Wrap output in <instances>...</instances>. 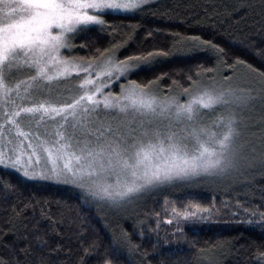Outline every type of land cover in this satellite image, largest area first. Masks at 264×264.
Returning <instances> with one entry per match:
<instances>
[{"label": "snow or ice", "instance_id": "6c2138e0", "mask_svg": "<svg viewBox=\"0 0 264 264\" xmlns=\"http://www.w3.org/2000/svg\"><path fill=\"white\" fill-rule=\"evenodd\" d=\"M201 7L206 23L239 31L242 43L264 34V0H207ZM170 12L164 0H0V264H91L93 257L120 264L122 253L152 264L134 235L150 231L154 249L182 253L188 231L198 235L219 209L165 198L163 215H141L149 196L202 185L252 188L258 176L264 180V70L230 62L213 39L181 32L168 33L170 48L122 54L140 21ZM92 31L112 36L109 45L93 47ZM201 51L214 57L212 66L197 64L177 73L180 79L139 78L161 58ZM24 180L74 190L81 207L110 214L108 248L102 253L97 239L73 227L79 215L66 214L75 211L67 202L25 195ZM260 201L249 202L235 222L264 236V188ZM152 217L155 226L146 229ZM129 220L131 231L123 226ZM228 244L210 238L193 245L198 264H218ZM252 259L264 264V243Z\"/></svg>", "mask_w": 264, "mask_h": 264}, {"label": "trees", "instance_id": "16d2710c", "mask_svg": "<svg viewBox=\"0 0 264 264\" xmlns=\"http://www.w3.org/2000/svg\"><path fill=\"white\" fill-rule=\"evenodd\" d=\"M206 2L207 0H164V3L171 10V18L148 16L140 21L142 26L137 29L128 46L122 49V54L130 55L139 49L153 47L170 48L172 40L168 33L181 32L213 39L220 46L226 48L227 58L230 62L239 58L264 70V56L259 54L260 50L264 49V34H253L250 42L242 43L239 31L224 33L217 31L204 20L201 5ZM114 22L119 23L118 20ZM136 22L133 20L124 23ZM155 29H162L163 31H153ZM149 31H153V35L149 36ZM88 39L93 47H107L112 40V36L92 31L88 34ZM76 42L80 43L81 41L78 39ZM75 51L78 55L86 54V51L82 49H76ZM214 62V57L203 51L190 56L174 54L167 58H161L153 70L143 71L139 78L150 79L161 73H168L170 76L180 79L181 77L177 73L195 68L197 64L212 66ZM165 80L170 83L168 77H165ZM257 181L252 188L202 185L192 188L169 189L149 196L137 209L141 215L145 212L151 213L153 210L161 212L163 215L165 198L168 199L171 205L183 206L188 203H199L205 207L214 205L215 208L219 209V214L214 221L203 224L198 235H194L190 230L188 231L187 242L181 241L179 244V247L184 249L182 253L168 254L167 249H154L152 244L155 241V234L150 231L145 232L143 239L136 235L133 238L136 243L142 245L144 250H147L149 253L147 259L151 260L152 264H160L161 260L164 264H198L195 258L196 247H193V245L203 246L205 240L210 238L229 241L225 252L218 257V264H253V253L258 244L264 243V236L258 229H251L235 221L242 218L244 208L252 206L249 202L256 204L261 202L260 189L264 188V180H261L258 176ZM20 190L25 195L36 192L40 195L55 197L58 200L67 202L73 206L75 211L66 214L70 217L79 215V219L73 227L84 231L86 240L97 239L101 245L102 253L108 248L111 232L115 227L113 217L110 214L97 212L94 208L81 207L76 198L77 193L74 190L56 185H40L27 180L22 182ZM235 211H238L240 215L234 217L232 213ZM0 215H3V213H0ZM148 225L155 226V217L146 219V229ZM123 226L131 231L130 220L124 222ZM161 227L172 228L171 225L166 224H162ZM76 243L75 237H73L72 247L74 250ZM176 247L175 243L168 246V248ZM108 250L110 251V249ZM0 255H6V252L0 249ZM117 259L120 264H138L137 259L128 256L127 253H122ZM91 264H98L95 257L92 258Z\"/></svg>", "mask_w": 264, "mask_h": 264}]
</instances>
